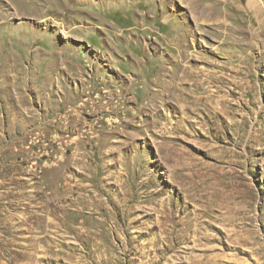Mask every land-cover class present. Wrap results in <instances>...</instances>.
Returning <instances> with one entry per match:
<instances>
[{
    "label": "rangeland",
    "instance_id": "374dc122",
    "mask_svg": "<svg viewBox=\"0 0 264 264\" xmlns=\"http://www.w3.org/2000/svg\"><path fill=\"white\" fill-rule=\"evenodd\" d=\"M0 264H264V0H0Z\"/></svg>",
    "mask_w": 264,
    "mask_h": 264
},
{
    "label": "bare ground",
    "instance_id": "6f19581e",
    "mask_svg": "<svg viewBox=\"0 0 264 264\" xmlns=\"http://www.w3.org/2000/svg\"><path fill=\"white\" fill-rule=\"evenodd\" d=\"M133 63H134V62H133ZM183 67H184V66H183ZM185 68H187V67H185ZM192 75H193V72H192ZM192 75H191V74H189V75H188V77H189V76H192ZM199 80H200V79H199ZM206 87H207V86H206ZM205 89H206V88H205ZM206 90H207V89H206ZM6 219H7V218H6Z\"/></svg>",
    "mask_w": 264,
    "mask_h": 264
}]
</instances>
